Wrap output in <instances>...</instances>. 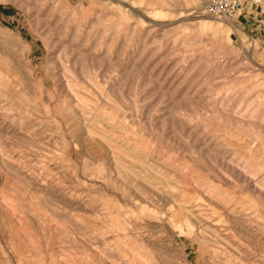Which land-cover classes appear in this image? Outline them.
Masks as SVG:
<instances>
[{
  "label": "rangeland",
  "instance_id": "1",
  "mask_svg": "<svg viewBox=\"0 0 264 264\" xmlns=\"http://www.w3.org/2000/svg\"><path fill=\"white\" fill-rule=\"evenodd\" d=\"M0 264H264V0H0Z\"/></svg>",
  "mask_w": 264,
  "mask_h": 264
},
{
  "label": "built area",
  "instance_id": "2",
  "mask_svg": "<svg viewBox=\"0 0 264 264\" xmlns=\"http://www.w3.org/2000/svg\"><path fill=\"white\" fill-rule=\"evenodd\" d=\"M214 15L235 17L244 8L246 0H199Z\"/></svg>",
  "mask_w": 264,
  "mask_h": 264
}]
</instances>
